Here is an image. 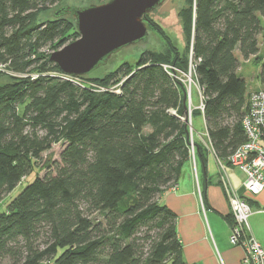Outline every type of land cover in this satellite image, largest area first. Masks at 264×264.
<instances>
[{
	"label": "trees",
	"instance_id": "1",
	"mask_svg": "<svg viewBox=\"0 0 264 264\" xmlns=\"http://www.w3.org/2000/svg\"><path fill=\"white\" fill-rule=\"evenodd\" d=\"M59 1L0 0V64L12 72L0 84V200L19 187L0 212V264H187L177 216L158 201L190 158L177 75L190 55L203 103L191 117L203 115L225 161L246 140L238 68L258 57L264 0H184L181 49L146 14L163 51L90 80L105 90L87 85L90 74L64 77L44 52L78 35L68 16L39 21ZM257 63L264 90V56ZM58 143L59 158L40 164Z\"/></svg>",
	"mask_w": 264,
	"mask_h": 264
},
{
	"label": "crops",
	"instance_id": "2",
	"mask_svg": "<svg viewBox=\"0 0 264 264\" xmlns=\"http://www.w3.org/2000/svg\"><path fill=\"white\" fill-rule=\"evenodd\" d=\"M257 81L258 87L247 89V93L262 89L258 78ZM192 123L195 142L203 155L195 152V164L189 158L182 167L176 188H165L158 201L177 216L176 231L181 241V255L187 264H242L243 248L229 242L228 195L233 193L246 199L251 209L248 220L251 233L264 245V190L255 196L247 194L243 187L245 174L215 153L203 115L192 118Z\"/></svg>",
	"mask_w": 264,
	"mask_h": 264
},
{
	"label": "rangeland",
	"instance_id": "3",
	"mask_svg": "<svg viewBox=\"0 0 264 264\" xmlns=\"http://www.w3.org/2000/svg\"><path fill=\"white\" fill-rule=\"evenodd\" d=\"M106 0H61L49 7L46 11L39 14V21H48L56 18L54 16V12L61 8L62 6H74V7H85L90 4H99L103 3ZM184 5V0H164L161 5L155 8L152 12L149 13V20L154 21L160 27L163 28L165 32L172 38V40L179 46L181 49L185 46V37L182 32L180 18L178 15V10ZM71 18V24H74V17L72 15H65ZM148 20V19H147ZM144 19L146 27H147V38L145 41L132 44L126 46L119 51L113 53L104 64L99 65L94 71L90 73L89 76L83 77V80L89 81L87 82L88 86H93L98 90H101L100 86L92 84L90 81L91 79L95 78H103L105 75L110 73L111 71L115 70L119 65L127 62L130 66H134L138 57L141 55L142 52L145 50H152L155 52H162L165 45L161 38V36L157 33V31L150 25V23ZM262 30L258 34V45H259V54L258 57H251L249 61H240V70L238 74L243 77L246 81L247 89L251 87H258L257 81V74L260 68L259 61L260 57L264 56V23L261 20ZM78 37V35H77ZM76 37V38H77ZM75 36L66 39L57 46V48L53 49L51 47H45L43 50L44 52L50 53L56 49H59L61 46L73 41L76 39ZM236 55H239V52L236 51ZM188 69L186 73L178 72L177 78L182 82L185 92H186V101H187V118L184 119L189 133V140H190V158L195 164V147L194 141L196 140L195 128H194V119L192 123V110L197 109L201 110V93L199 85L197 81L193 77V63L191 61L190 55L188 56ZM244 62V63H243ZM7 73L0 71V84L6 83L9 81V76L6 75ZM116 87V86H114ZM263 88L262 85H259V88ZM113 88V87H111ZM186 120H188L186 122ZM62 149L61 144H54L49 151H46L42 154L41 163L47 160V158H51L52 160H57L59 158V152ZM228 164V163H227ZM46 169H39L38 175L42 176L45 173ZM34 176V172L30 175L23 178L22 183L24 184L27 181H30ZM19 191V187L16 188L12 193L5 195L0 200V212L4 210L7 202ZM232 220V216H231ZM5 264H8L5 262Z\"/></svg>",
	"mask_w": 264,
	"mask_h": 264
},
{
	"label": "water",
	"instance_id": "4",
	"mask_svg": "<svg viewBox=\"0 0 264 264\" xmlns=\"http://www.w3.org/2000/svg\"><path fill=\"white\" fill-rule=\"evenodd\" d=\"M163 1L106 0L85 7L62 6L54 16L72 15L78 37L52 51L49 61L65 77L90 74L113 53L145 41L148 30L144 16Z\"/></svg>",
	"mask_w": 264,
	"mask_h": 264
},
{
	"label": "built area",
	"instance_id": "5",
	"mask_svg": "<svg viewBox=\"0 0 264 264\" xmlns=\"http://www.w3.org/2000/svg\"><path fill=\"white\" fill-rule=\"evenodd\" d=\"M0 71L7 74L12 72L0 64ZM65 77V76H64ZM69 78V77H66ZM75 79V78H73ZM75 80H78L76 78ZM106 88L101 87V90ZM115 92L118 88H111ZM203 110V103L200 106ZM246 140L239 145L224 161L226 164L240 169L245 178L243 187L247 194L255 196L264 190V90L250 91L248 94V110L242 118ZM171 189L176 188L172 184ZM230 215L229 242L241 246L244 250L242 264H264V245L252 235L249 226L251 215L250 205L245 198L237 194L228 195Z\"/></svg>",
	"mask_w": 264,
	"mask_h": 264
}]
</instances>
